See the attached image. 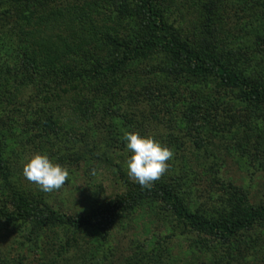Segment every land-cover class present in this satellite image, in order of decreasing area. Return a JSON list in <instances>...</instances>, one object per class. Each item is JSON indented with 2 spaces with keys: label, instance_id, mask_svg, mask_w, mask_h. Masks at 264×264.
Returning <instances> with one entry per match:
<instances>
[{
  "label": "trees",
  "instance_id": "16d2710c",
  "mask_svg": "<svg viewBox=\"0 0 264 264\" xmlns=\"http://www.w3.org/2000/svg\"><path fill=\"white\" fill-rule=\"evenodd\" d=\"M127 132L174 152L149 188ZM263 147L264 0H0V264H264V202L221 175ZM35 153L60 190L24 182ZM79 169L125 190L72 211Z\"/></svg>",
  "mask_w": 264,
  "mask_h": 264
},
{
  "label": "clouds",
  "instance_id": "9594fccd",
  "mask_svg": "<svg viewBox=\"0 0 264 264\" xmlns=\"http://www.w3.org/2000/svg\"><path fill=\"white\" fill-rule=\"evenodd\" d=\"M124 141L130 153L125 162L129 178L142 188L151 187L167 172L168 161L174 157V152L153 136L139 132L125 133ZM92 174L95 175V170ZM22 175L40 191L51 193L65 185L69 173L67 168L53 162L47 154L35 153L25 158Z\"/></svg>",
  "mask_w": 264,
  "mask_h": 264
},
{
  "label": "rangeland",
  "instance_id": "374dc122",
  "mask_svg": "<svg viewBox=\"0 0 264 264\" xmlns=\"http://www.w3.org/2000/svg\"><path fill=\"white\" fill-rule=\"evenodd\" d=\"M233 19V22L236 21V16L232 15L231 17ZM262 156L256 161L257 164H261V169H258L257 166L252 165V163L246 162L243 158L237 159L233 156H230L227 158V161L225 162V166L222 167L221 175L227 179V181L231 180L232 182L236 183L239 186H242L243 188H246L250 191V196L253 201L257 202H264V147L263 152L261 151ZM27 155V154H26ZM25 155V156H26ZM33 155V154H32ZM31 156V154H28L26 157ZM25 157V158H26ZM22 164H24V160ZM255 166V168L253 167ZM23 169V167H22ZM105 172L102 170V173H100L97 177H90L89 175L85 173L84 169H79L76 174V178L71 183V188L73 189L74 193H68L66 194L67 201L65 203L66 207L68 209L71 208V210H84L90 207V202L94 201V198L101 192V189L98 186V184L102 183L103 187L105 189L106 195H111L114 192H124L125 183L123 180L119 184H114L113 176L110 175L112 173ZM202 175L199 174L197 179V187L194 188V190L197 192H201L208 183L210 182L211 177H201ZM24 182H29L27 180H24ZM198 188V189H197ZM59 193H54V195L58 196ZM57 202V201H56ZM130 237L133 239L144 240V235H141L139 230L136 232V235H134L133 232H129ZM162 235H165L162 233ZM127 239H125V242H127ZM180 242L179 245L183 246V249L188 248V241L186 240H178ZM179 247L174 250V252L179 255V258H183L185 260L184 256L186 255V252H178ZM190 258V256H189ZM182 260V259H181ZM182 260V261H183ZM34 260L30 261L29 264L33 263Z\"/></svg>",
  "mask_w": 264,
  "mask_h": 264
}]
</instances>
